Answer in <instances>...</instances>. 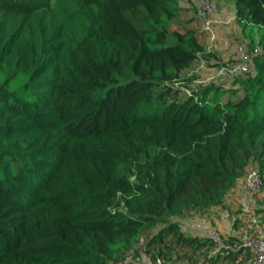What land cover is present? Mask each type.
Returning <instances> with one entry per match:
<instances>
[{"label":"trees","instance_id":"1","mask_svg":"<svg viewBox=\"0 0 264 264\" xmlns=\"http://www.w3.org/2000/svg\"><path fill=\"white\" fill-rule=\"evenodd\" d=\"M235 3L264 42V0ZM1 7L36 14L29 0ZM185 9L67 0L58 42L36 21L41 46L13 54L0 28V264H123L130 252L127 264H146L143 249L152 264H252L237 236L222 245L174 217L222 205L252 166L264 174V52L247 77L194 84L205 45L195 26H176Z\"/></svg>","mask_w":264,"mask_h":264},{"label":"rangeland","instance_id":"2","mask_svg":"<svg viewBox=\"0 0 264 264\" xmlns=\"http://www.w3.org/2000/svg\"><path fill=\"white\" fill-rule=\"evenodd\" d=\"M23 2L28 0H21ZM31 4L35 5L36 14L32 17L22 15L18 12L6 11L1 7L0 0V28L2 35L5 36V44L3 48L6 51L14 50L18 44H38L41 46L42 36L39 34L32 33V28L39 22L41 28L44 29L46 38L50 39L51 43L58 42L54 40L53 30L62 23L64 15L65 3L67 0H29ZM217 5L218 13L221 7L227 9V6L232 7L233 3L236 5L235 0H213ZM181 4L185 6V10L181 12L178 18V25L195 26L198 29L203 27V19H194V16H198L196 13L197 0H180ZM233 2V3H232ZM228 10V9H227ZM234 10V6H233ZM217 13V14H218ZM192 20V21H191ZM36 21H38L36 23ZM33 35H32V34ZM232 36V35H231ZM256 41L252 42V36H240L230 41L229 45L225 49H216V45L211 50L204 51L200 54L198 61L193 64L194 68L198 70L194 72V76L198 79L216 78L217 72L222 66H227V58L230 52L236 48V45L240 43L239 38H243L246 42H249L250 49L255 50V45L258 43L260 52H264V42H259L260 33L256 32ZM175 36L170 32L168 36V42H173ZM218 40L215 41L217 43ZM231 44V45H230ZM233 44V45H232ZM52 54H56V51H51ZM54 52V53H53ZM225 72V71H224ZM222 73L217 79V83H233L236 77H247L248 75L229 76V74ZM193 81L194 84L201 83L199 81ZM221 83V84H222ZM242 92V91H240ZM59 136L63 137L66 141H72L71 138L65 133L60 127L54 130ZM39 131H21L19 137H25L28 139L38 138ZM247 174L244 175L237 184L229 190L225 196L224 203L220 206H215L207 211H195L191 210L183 216L174 217L179 220L185 230L192 233H199L204 235H210L213 230H216L225 242L228 244V235L232 234L237 236V242L233 245H244L247 238L253 234L258 233L261 229H264V210L257 211V208L264 209V189L261 192L247 193L246 188ZM255 212V213H254ZM258 229V230H257ZM257 230V231H256ZM137 260L145 262L146 264H152L149 255L145 249L140 251ZM243 260V259H242ZM251 263V262H250ZM163 264H191L184 260H163ZM195 264V263H194Z\"/></svg>","mask_w":264,"mask_h":264},{"label":"built area","instance_id":"3","mask_svg":"<svg viewBox=\"0 0 264 264\" xmlns=\"http://www.w3.org/2000/svg\"><path fill=\"white\" fill-rule=\"evenodd\" d=\"M195 9L197 15L203 19L202 30L206 33L207 37V43L205 45V49L202 52H209L214 44H216L215 41L218 38L215 17L218 13L217 5L213 0H197ZM249 44L250 43L246 42L245 40L240 41V43L236 45V48L230 52L227 62H225L227 66H222V68L217 72L218 74L216 78L212 77L203 80L196 78V81L201 82L198 84L207 85L213 82L217 83L216 81L218 78H220L219 75H222V73L229 74V76L232 77L252 74L254 72L253 56L259 51V45L257 43L255 45V50L252 51ZM197 70V68L192 66L190 71L191 73H194ZM188 92H190V90H188ZM263 189L264 174L258 166H252L247 174L245 190L247 193H254L261 192ZM209 236L217 240L220 244L226 245L224 238H222L216 230H213ZM244 245L247 246L252 253V264H264V229H261L258 233L249 236ZM133 256V252H130L127 255V258L123 261V264H127L128 261L133 258ZM157 264H163V260L158 258Z\"/></svg>","mask_w":264,"mask_h":264},{"label":"crops","instance_id":"4","mask_svg":"<svg viewBox=\"0 0 264 264\" xmlns=\"http://www.w3.org/2000/svg\"><path fill=\"white\" fill-rule=\"evenodd\" d=\"M233 6H234V10H233ZM227 9L224 7H221L219 13L216 14V16H215L216 17V26H217V30H218V38H217L218 42L215 45L217 47L216 49H220V50L225 49L227 47V45H229L230 41L233 40L234 38L240 37V36L244 37L247 35L243 29L242 24L237 20L236 5H234V3H233L232 7H231V5H230V7L227 6ZM198 30L203 32L202 29H198ZM242 39L239 38L238 41L239 40L242 41ZM202 41H203L204 45H206L207 37H206L205 32L202 33Z\"/></svg>","mask_w":264,"mask_h":264}]
</instances>
